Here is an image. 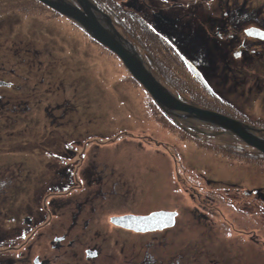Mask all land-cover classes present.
<instances>
[{
    "label": "rangeland",
    "instance_id": "374dc122",
    "mask_svg": "<svg viewBox=\"0 0 264 264\" xmlns=\"http://www.w3.org/2000/svg\"><path fill=\"white\" fill-rule=\"evenodd\" d=\"M92 1L110 15L117 30L172 92L253 128L264 127V83L257 81L263 87L253 90L247 100L249 92L241 95L239 89L237 94L226 91L211 96L189 78L177 61L176 49L164 44L167 40L160 29L152 26L163 23L162 18L189 20L184 15L191 8L214 19L222 9L242 2L264 21V0H202L207 6L199 0ZM177 20L170 26L180 29ZM0 22V43L16 40L19 51L7 53V67H14V72L5 78L13 86L0 87V208L14 213L30 205L43 218L37 206H42V194L51 193L55 217L49 231H68L74 206H58L71 196L80 198V188L76 184L69 187L75 160L82 164L79 175L108 176L99 187L115 194L105 195L92 213L89 207L82 211L69 236L73 240L70 254L75 258L66 261L62 257L57 264H77V260L81 264H131L122 255L141 256L147 244L152 255H166L173 264H264V152L228 135L222 127L218 135L195 136L177 125L113 53L39 0H0ZM198 27L194 23L184 31L190 36L192 31L202 33ZM26 48L39 52L33 57L35 63ZM210 50L213 57L230 56L220 46ZM249 66L248 79L264 80V71L251 72L253 65ZM221 73L214 70V83L208 80L212 88L224 85ZM33 88L42 103H29V112L18 114L15 96ZM65 98L71 104L63 106L78 109L67 112L58 126L60 118L54 121L48 109L61 108ZM59 113L56 109L55 114ZM71 150L76 153L72 155ZM8 175L15 178L3 181ZM94 189L88 184L85 191ZM6 194L12 199L7 200ZM154 209L176 211L174 224L160 231L135 233L109 221L111 215ZM83 217L89 220L85 231L81 229ZM46 243L47 239L41 240L37 253L53 256ZM87 247L100 251L85 259Z\"/></svg>",
    "mask_w": 264,
    "mask_h": 264
},
{
    "label": "flooded vegetation",
    "instance_id": "af4514ba",
    "mask_svg": "<svg viewBox=\"0 0 264 264\" xmlns=\"http://www.w3.org/2000/svg\"><path fill=\"white\" fill-rule=\"evenodd\" d=\"M123 1L125 0H121V2ZM139 1L141 3H145V0ZM201 3L204 4L202 6H207L206 1H201ZM210 8L213 7L211 6ZM252 9L254 8L246 5L245 2H242V4L234 3L232 4V7L230 9L226 11H224L225 9H222L219 15H216L214 19H210L207 14H197L196 9L191 8V10H189V12H186L184 15L185 18H189V20L180 22L182 18L178 20L175 18H162L163 23L160 24L154 22L152 23V26L155 27V29L159 28L160 33L164 36V38H166L167 42L176 49L177 61L182 69L187 71L189 78L196 79L201 84V86L206 89V92L208 94L214 96L217 93L223 94L226 91L237 94L236 90L239 89L238 93L241 95L249 92L246 95L247 100L250 94H254V92H252L253 90H259L263 87V84H257V81L264 83V80L262 79L254 80L248 79L247 77V73L251 68L249 66L250 64L253 65L251 72L264 71V21L263 19H260L258 17V13ZM192 12L195 13L196 16H194ZM194 18L195 20L192 21V19ZM173 19L177 20L176 23L178 27H180V29L170 26L175 24L172 21ZM194 23H199L200 27H198V29L202 33L192 31L190 36L184 31V29H191L190 27ZM248 28H250L251 31H248ZM181 29L182 31H180ZM208 46H210V49L211 47L220 46L221 48L225 49L224 55L228 53L230 56H227L225 59H223V56L213 57L212 52L208 48ZM166 47L168 48V46ZM0 50L2 51V53L0 54V87H12V82L5 78L8 76V74H13L14 72V67H7V53L8 51L14 52L15 54L19 52L17 48V41L13 40L12 44L0 43ZM30 50L32 51V53H29L31 56V61L32 63H35L33 57H37L39 52L35 48H26V51ZM235 58L238 59L233 60ZM214 70L222 72V82L224 84H215L216 89L212 88L209 85L210 82L214 83L213 78L216 77L214 74ZM42 81L43 79H41L39 83ZM166 87L172 92L169 86ZM245 90L247 91L245 92ZM35 92V88L30 90H21L18 92L21 94L15 96L14 106L17 109L18 114H22L23 111L25 113L29 112V103H42V101L40 100V96L38 94L35 95ZM172 93H174L184 103H188L202 109L211 110L209 108H206L205 106L197 104L195 105L193 102L186 100L184 97H181V95H179L175 91H173ZM2 98L3 94L0 93V101L2 100ZM66 103L71 104L69 99L65 98V100L62 101L61 105H65ZM47 106L45 105L46 108ZM56 106H59V104L57 103ZM45 107L43 109L46 112L47 109ZM71 107L73 106L62 105L61 108L51 107L52 111L48 109V113L51 114V116L49 117H55L54 121L60 118L57 121L58 126H60L63 123V121L61 122V119H64L66 117L67 112L78 109ZM1 108L2 107L0 106V109ZM56 109L60 110L59 114H55ZM211 111L226 115V113L220 112V110ZM226 116L233 118L228 114ZM177 118L185 125H180ZM192 119L193 118H186L184 120H180L179 117H176L175 121L179 126L187 129V131H190L195 136H198L200 134L206 135V133L208 135L209 131L205 127H212L216 129L211 130L215 133H211L210 135H218L216 133L217 131H219L218 127L212 126L210 123L208 125H203L202 127H200L197 126L196 122ZM50 122H52V120H50ZM187 122H191V124ZM189 125L192 127L196 126L204 132L199 134L196 130L189 128ZM256 128L257 129L253 128V130L257 132L256 134H254V136L260 138L263 137L264 127L257 126ZM250 131L253 132L252 130ZM225 133L233 136V134L231 133ZM71 152L72 155H74L76 151L72 150ZM81 166L82 164L79 163V160L74 161L73 169L75 173L71 177V179H73V183L69 186L70 188H72L76 184V187L80 188L79 191H82L81 193H78L80 195V198H72L71 196L67 201L58 206L61 207L65 203L66 206H70L71 204L74 206L68 231H64L62 233H51L49 231L50 229L54 228L53 218L55 217L54 211H51V193L42 194V206H37L39 209H41V211H43V214L45 215L43 216V218L39 217L38 209L31 207L30 205L25 207V210L24 206L22 205L17 208L14 213L6 211L3 206L0 208V264H44V262H46L47 264H57V260H62V257L66 258V261H70L71 258H75L74 256L71 257L70 254L73 240L69 239V236L70 231L78 224L80 214L84 209H86V207H89V210L92 213L96 209L95 205L98 204L99 200H101L102 203L105 195H115L113 193L107 194L108 191H102L99 187L101 186L100 184L105 181V178H108V176H103V179H101L100 176L93 177L92 175H87V177H85L82 176V174L79 175L77 173V170ZM93 168H98V166L94 164ZM103 168L105 167H101L99 169L104 170ZM2 178L3 181H12L15 177L13 175H8L3 176ZM88 184H93L95 189L93 191L86 192L85 188ZM5 198L7 200L12 199L11 195L8 194H6ZM130 201L133 202V198H131ZM167 210L168 209H154L147 213L127 212L123 214H116L109 216V221L111 222V217H120L124 215L145 216L149 215L152 212ZM81 221V229L85 231L88 227L89 220L86 217H83L81 218ZM111 223L117 227H121L135 233H150V231H160L167 228L162 227L160 229L155 228L152 230L136 231L131 228L119 226L117 224H114L113 222ZM42 239H47V247L54 252L53 256L48 254L44 255V253L41 254V252L37 253V248L39 247ZM162 243H164L163 239L160 244ZM47 247H44V250ZM149 247L150 244H147L144 250V254L141 256L122 255V257H124L125 262L131 264H167V262H170L167 260L166 255H152V250L148 249ZM99 251V247H87L84 252L85 259H92L96 257ZM80 259L82 258L80 257ZM177 259L179 262L181 261V252L177 255ZM77 264L81 263L77 260ZM170 264L173 263L170 262Z\"/></svg>",
    "mask_w": 264,
    "mask_h": 264
},
{
    "label": "water",
    "instance_id": "95a60500",
    "mask_svg": "<svg viewBox=\"0 0 264 264\" xmlns=\"http://www.w3.org/2000/svg\"><path fill=\"white\" fill-rule=\"evenodd\" d=\"M59 13L70 17L79 23L86 32L97 42L114 53L128 73L143 87L158 108L174 121L193 118L200 127L203 125L222 127L226 132L233 134L240 141L251 145L264 152V139H258L251 133L253 127L234 120L231 117L202 109L181 101L172 93L158 77L153 74L150 66L136 52L128 38L118 32L112 24V20L90 0H75L80 6L71 0H39ZM97 13V14H96ZM197 132H204L198 127L188 126ZM257 129V128H254ZM215 133V132H210ZM207 134V133H206ZM175 212L157 211L145 216L124 215L111 217L114 224L131 228L136 231L152 230L155 228L169 227L174 222Z\"/></svg>",
    "mask_w": 264,
    "mask_h": 264
},
{
    "label": "clouds",
    "instance_id": "9594fccd",
    "mask_svg": "<svg viewBox=\"0 0 264 264\" xmlns=\"http://www.w3.org/2000/svg\"><path fill=\"white\" fill-rule=\"evenodd\" d=\"M71 1H73L74 3H76L78 6H79V4H78V2H76L75 0H71ZM91 2H93L94 3V1H92V0H90ZM188 4V3H187ZM97 6V5H96ZM98 8V7H97ZM111 20H112V24L114 25V27L116 28V25L114 24V23H116L111 17H110V15L108 14L107 15ZM117 29V28H116ZM248 31H251L250 30V28H248L247 29ZM258 31V30H257ZM119 32V31H118ZM260 32V31H259ZM87 33V32H86ZM121 33V32H120ZM88 34V33H87ZM89 35V34H88ZM90 36V35H89ZM126 36V35H125ZM160 36H162L161 34H160ZM91 37V36H90ZM164 40H166V38H163ZM129 40V39H128ZM96 41V40H95ZM130 41V40H129ZM131 42V41H130ZM99 43V42H98ZM132 43V42H131ZM100 44V43H99ZM164 44H169L168 42L167 43H164ZM102 45V44H101ZM132 45L134 46V44L132 43ZM105 47V46H104ZM106 48V47H105ZM134 48H135V50H136V52L138 53V51H137V49H136V47L134 46ZM107 49V48H106ZM174 51H176V50H174ZM111 52V51H110ZM112 53V52H111ZM114 54V53H113ZM139 54V53H138ZM115 55V54H114ZM116 56V55H115ZM139 56L143 59V57L139 54ZM117 57V56H116ZM118 58V57H117ZM119 59V58H118ZM120 61V60H119ZM145 61V60H144ZM121 62V61H120ZM146 62V61H145ZM148 62V61H147ZM146 62V63H147ZM149 63V62H148ZM147 63V64H148ZM122 64V63H121ZM123 65V64H122ZM149 65V64H148ZM150 66V65H149ZM125 68V67H124ZM150 68H151V70H152V72H153V74L154 75H156L157 77H158V75L156 74V73H154V71H153V69H152V67L150 66ZM126 69V68H125ZM127 71V70H126ZM128 72V71H127ZM185 72L187 73V71L185 70ZM130 75V74H129ZM188 75V74H187ZM131 76V75H130ZM132 77V76H131ZM133 78V77H132ZM134 79V78H133ZM159 79V78H158ZM135 80V79H134ZM196 80V79H195ZM136 81V80H135ZM159 81L162 83V84H166L165 83V81L164 82H162V80H160L159 79ZM197 81V80H196ZM137 82V81H136ZM198 82V81H197ZM199 83V82H198ZM200 84V83H199ZM140 85V84H139ZM201 85V84H200ZM141 86V85H140ZM142 87V86H141ZM142 89H143V87H142ZM144 90V89H143ZM145 91V90H144ZM146 92V91H145ZM148 94V93H147ZM158 107V106H157ZM224 129V128H223ZM224 131H226V130H224ZM199 134H200V132H198ZM203 133V132H202ZM207 135V134H206ZM72 151V150H71ZM83 155V154H82ZM85 155V154H84ZM167 211H173V212H175V215L174 216H176L177 215V213H176V211H174V210H167ZM174 221H175V217H174ZM173 224H174V222H173ZM172 224V225H173ZM171 225V226H172ZM171 226H169V227H171ZM169 227H167V228H169Z\"/></svg>",
    "mask_w": 264,
    "mask_h": 264
},
{
    "label": "bare ground",
    "instance_id": "6f19581e",
    "mask_svg": "<svg viewBox=\"0 0 264 264\" xmlns=\"http://www.w3.org/2000/svg\"><path fill=\"white\" fill-rule=\"evenodd\" d=\"M80 6V5H79ZM53 9V8H52ZM55 10V9H53ZM100 10V9H99ZM56 11V10H55ZM101 12H103L102 10H100ZM58 12V11H57ZM59 13V12H58ZM104 14H106L105 12H103ZM61 14V13H60ZM97 14V13H96ZM63 15V14H61ZM107 15V14H106ZM64 17H66L67 19L71 20L72 22H74L75 24H77L81 29H83L85 32L86 30L84 29V27H82L79 23H77L75 20L71 19L70 17L66 16V15H63ZM171 118V117H170ZM173 122L176 123V121L174 120Z\"/></svg>",
    "mask_w": 264,
    "mask_h": 264
},
{
    "label": "trees",
    "instance_id": "16d2710c",
    "mask_svg": "<svg viewBox=\"0 0 264 264\" xmlns=\"http://www.w3.org/2000/svg\"><path fill=\"white\" fill-rule=\"evenodd\" d=\"M120 3V2H119ZM138 10H144L143 8H141V9H138ZM76 151V150H75ZM76 153V152H75ZM80 155H81V151H80V153H79Z\"/></svg>",
    "mask_w": 264,
    "mask_h": 264
}]
</instances>
